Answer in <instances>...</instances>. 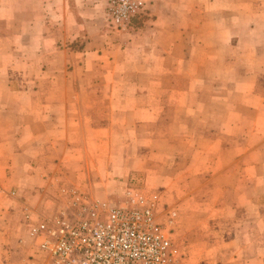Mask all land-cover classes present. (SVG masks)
<instances>
[{
    "label": "crops",
    "instance_id": "0c3cea01",
    "mask_svg": "<svg viewBox=\"0 0 264 264\" xmlns=\"http://www.w3.org/2000/svg\"><path fill=\"white\" fill-rule=\"evenodd\" d=\"M149 5L119 33L106 0H0V264H47L65 188L130 186L181 264H264V0Z\"/></svg>",
    "mask_w": 264,
    "mask_h": 264
},
{
    "label": "built area",
    "instance_id": "2783aa9c",
    "mask_svg": "<svg viewBox=\"0 0 264 264\" xmlns=\"http://www.w3.org/2000/svg\"><path fill=\"white\" fill-rule=\"evenodd\" d=\"M113 31L131 30L150 0H106ZM71 207L43 215L31 229L47 264H181L172 239L177 212L160 221V196L130 186L119 200H100L65 188ZM27 218L31 210L26 209Z\"/></svg>",
    "mask_w": 264,
    "mask_h": 264
},
{
    "label": "rangeland",
    "instance_id": "374dc122",
    "mask_svg": "<svg viewBox=\"0 0 264 264\" xmlns=\"http://www.w3.org/2000/svg\"><path fill=\"white\" fill-rule=\"evenodd\" d=\"M150 6V5H149ZM106 14H107V11H106ZM107 21H108V18H107ZM108 24H109V21H108ZM110 25V24H109ZM149 193V192H148ZM159 195V194H158ZM160 196V195H159ZM95 198H97V199H99L100 197H95ZM109 199H113V200H119V198H116V197H112V198H110L109 197ZM109 199H107V200H109ZM160 199H161V197H160ZM100 200H105V199H103V198H100ZM166 213H167V210H166V208L163 210V212H161V215H160V218H162L163 216H165L166 217Z\"/></svg>",
    "mask_w": 264,
    "mask_h": 264
}]
</instances>
